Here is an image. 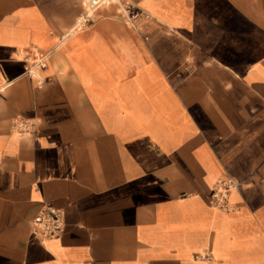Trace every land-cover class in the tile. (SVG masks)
<instances>
[{"label": "crops", "instance_id": "crops-1", "mask_svg": "<svg viewBox=\"0 0 264 264\" xmlns=\"http://www.w3.org/2000/svg\"><path fill=\"white\" fill-rule=\"evenodd\" d=\"M87 1L0 0V264H264V0Z\"/></svg>", "mask_w": 264, "mask_h": 264}, {"label": "built area", "instance_id": "built-area-1", "mask_svg": "<svg viewBox=\"0 0 264 264\" xmlns=\"http://www.w3.org/2000/svg\"><path fill=\"white\" fill-rule=\"evenodd\" d=\"M106 1L107 0H91L94 6H91L89 1H87V3L91 7L97 8ZM92 12L87 11L82 19H80L81 21H79L77 26L70 33H74L80 27L87 25ZM24 61L26 63V72L34 75L38 69H43L47 66L48 54L34 51L32 54H26L24 56ZM14 127L20 133H31L35 128V123L29 120H17L14 122ZM237 186V183L231 178L219 180L214 192L216 205L225 206L229 192L236 189ZM31 227L34 234L43 242L56 239L62 234L64 229V211L61 208L46 205L32 219ZM207 257L206 255V258Z\"/></svg>", "mask_w": 264, "mask_h": 264}, {"label": "rangeland", "instance_id": "rangeland-1", "mask_svg": "<svg viewBox=\"0 0 264 264\" xmlns=\"http://www.w3.org/2000/svg\"><path fill=\"white\" fill-rule=\"evenodd\" d=\"M84 8H85V10H87L88 12H92V11L95 10V7H91L88 3L84 5ZM83 16H84V15H81L80 19H82ZM80 19H79V21H81Z\"/></svg>", "mask_w": 264, "mask_h": 264}, {"label": "bare ground", "instance_id": "bare-ground-1", "mask_svg": "<svg viewBox=\"0 0 264 264\" xmlns=\"http://www.w3.org/2000/svg\"><path fill=\"white\" fill-rule=\"evenodd\" d=\"M89 3H90V5H91V6H94V5H92V2H91V0H89Z\"/></svg>", "mask_w": 264, "mask_h": 264}]
</instances>
